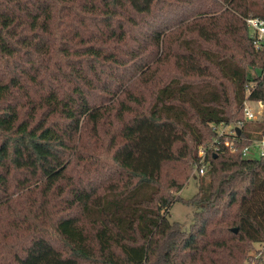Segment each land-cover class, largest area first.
Returning a JSON list of instances; mask_svg holds the SVG:
<instances>
[{
  "label": "trees",
  "instance_id": "obj_1",
  "mask_svg": "<svg viewBox=\"0 0 264 264\" xmlns=\"http://www.w3.org/2000/svg\"><path fill=\"white\" fill-rule=\"evenodd\" d=\"M252 17L264 0H0V264H243L264 242V158L242 156L264 133L243 110L264 103ZM238 121L239 150L179 195Z\"/></svg>",
  "mask_w": 264,
  "mask_h": 264
},
{
  "label": "built area",
  "instance_id": "obj_2",
  "mask_svg": "<svg viewBox=\"0 0 264 264\" xmlns=\"http://www.w3.org/2000/svg\"><path fill=\"white\" fill-rule=\"evenodd\" d=\"M246 22L251 29V35L254 40V44L257 48H264V19L260 17L247 18ZM264 76V71L263 74ZM256 83H252L248 88V94L251 88L255 87ZM251 104H257L258 108L253 107ZM264 103L262 101H252L248 97L244 103V115L245 120L254 121L260 119L263 114ZM245 126V121H238L235 123H225L214 124V129L218 132V136L209 150L204 147L200 148V165L197 168V174L204 175L207 170V158L208 153L212 151H218L225 146L231 152H236L239 150V144L245 140L243 137V130ZM241 129V134L238 133L237 129ZM243 158H264V133L260 139H251V144L246 145L242 149Z\"/></svg>",
  "mask_w": 264,
  "mask_h": 264
},
{
  "label": "rangeland",
  "instance_id": "obj_3",
  "mask_svg": "<svg viewBox=\"0 0 264 264\" xmlns=\"http://www.w3.org/2000/svg\"><path fill=\"white\" fill-rule=\"evenodd\" d=\"M133 82L134 81L128 82L126 84L130 85ZM251 105L258 108L257 104ZM185 170H188L187 165L178 161L169 168L170 174H175L173 176H177V178L181 180L185 174L184 172H186ZM202 178H208V176L206 174L198 176L197 166H195L190 172L185 186L178 194L183 198L193 197L199 191V182L202 180ZM197 210L198 209L194 206H190L178 201L171 208L169 217L172 221H180L184 224V226L189 228L194 222L195 213ZM243 264H264V242H255L249 245V251Z\"/></svg>",
  "mask_w": 264,
  "mask_h": 264
},
{
  "label": "water",
  "instance_id": "obj_4",
  "mask_svg": "<svg viewBox=\"0 0 264 264\" xmlns=\"http://www.w3.org/2000/svg\"><path fill=\"white\" fill-rule=\"evenodd\" d=\"M237 131H238L239 134H241V129L240 128H238ZM235 231H237V229H235Z\"/></svg>",
  "mask_w": 264,
  "mask_h": 264
}]
</instances>
